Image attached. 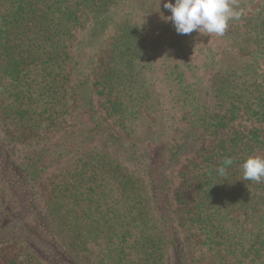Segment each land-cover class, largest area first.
<instances>
[{
	"label": "trees",
	"instance_id": "trees-1",
	"mask_svg": "<svg viewBox=\"0 0 264 264\" xmlns=\"http://www.w3.org/2000/svg\"><path fill=\"white\" fill-rule=\"evenodd\" d=\"M120 1L0 0L6 118L17 136L27 134L37 140L29 155H16L0 140V223L8 217L7 210L26 209L30 190L46 173L68 167L46 213L41 217L31 210L32 219L44 218L42 233L47 230L52 241L70 252L93 256L96 264H188L176 230L179 218L173 213L190 185L180 182L173 187L175 173L165 172L173 170L186 153L193 155L196 142L210 141L194 152L199 156L185 159L190 176L183 174L194 184L189 221L209 256L205 264H264V181L243 180L240 167L249 156L264 157V87L247 80L235 86L229 83L233 92H224L229 122L218 113L201 111L196 90L188 86L180 67L166 64L164 81L178 93L181 128L166 141L164 133H156L142 148L127 142L114 127L126 129L138 119L137 106L129 100L131 81L125 77L144 55L141 42L137 44L136 25L149 19L160 23V0H152L151 5L140 0L143 11L134 16L135 21L121 23L111 53L114 60L99 73L100 89L87 81L78 83L77 48L70 46L88 12L87 32L94 49L96 39L106 34L112 5ZM235 1L237 10L259 2L244 24L242 39L264 57V0ZM159 30L161 34L158 29L146 33L151 46L166 44L167 29ZM183 44L175 38L167 49L178 59ZM225 70L237 79L238 69ZM244 117V122L239 121ZM232 122L249 123L243 130L224 132ZM227 157L233 158V164L221 176L217 168Z\"/></svg>",
	"mask_w": 264,
	"mask_h": 264
},
{
	"label": "rangeland",
	"instance_id": "rangeland-1",
	"mask_svg": "<svg viewBox=\"0 0 264 264\" xmlns=\"http://www.w3.org/2000/svg\"><path fill=\"white\" fill-rule=\"evenodd\" d=\"M147 1V4H152V0ZM247 1L249 0H236L235 2L245 4ZM139 2L140 0H122L118 2L120 4L115 3L112 5L109 12L110 19L106 26V34L96 39L98 43L94 46V49L90 45L87 32L88 19L91 14L85 11L87 13H84L70 41V46L74 45L77 48L78 83L87 81L92 88H101L99 73L103 71V66L107 61L114 60V55L111 53L112 51L114 53L116 47V33L123 21L130 20L132 22V19L133 22L135 21L134 16L142 10ZM172 2L174 3V0ZM259 6V2H256L250 6L247 5L244 10H239L241 12L240 19L229 21L228 28L223 36L196 32L188 35H178L173 24L170 21L165 22L161 18V13H163V16L171 15L170 11L164 9L163 3L160 5L161 10L158 11L159 24L153 23L151 19L137 24L136 27L140 31V39L137 40V44L141 42L144 55L135 61V66L132 69H128L129 72L125 74V77L131 81L132 88L128 89L129 95H131L129 100L133 107L134 105L137 106L134 109L138 111V119L126 129L115 126L114 132L127 142H136L135 144L140 146L138 148H142L146 140L156 133L157 135L164 133L163 139L166 141L171 139L172 134H175V129L181 128L179 123L181 115L176 109L178 93L174 88L166 85L164 81L163 71L165 65L173 63H176L184 73L188 86L192 85L195 88L202 106L201 111L207 115L218 113L226 121H229L231 113L227 110L225 102L228 99L224 93L233 92L232 88H227L229 83L232 82L231 84L235 86L237 82L240 84L242 80H247L252 81L253 84L251 85L253 86L260 85L261 88L264 87V57L255 52V47L249 44L248 39H245V41L242 39L246 20L251 19ZM159 28L167 29L164 32L166 33L164 37L167 42L164 46H151L148 41L150 34L146 33L150 30V33L154 34V29H158V33L161 34ZM175 38L184 41L183 52H178V55H180L178 59L174 56L173 50L167 49V46ZM229 66H231V69L233 67L235 70L238 69V72L234 75L237 76L236 80L226 75L228 73H226L225 68ZM2 86L0 66V140L12 151L16 150V155H29L37 148V140L31 139L27 134L20 136L15 134L14 126L6 118L7 100L1 93ZM245 118H239V121L244 122L243 119ZM248 123L243 125H239V122L230 123L224 132L234 128L235 130H243L247 128ZM209 143L210 141L203 143L201 140L196 142L191 149L194 152H199L206 148ZM194 152L192 153L195 157L199 156ZM193 155L186 153L183 157L188 159L192 158ZM185 159L177 163L173 170L166 171L165 174L175 173V176L179 178L175 182L177 178L172 177L173 187L174 184L177 187L180 182L190 185V187H185L184 194L181 196L178 194L181 201L176 205L177 210L173 213L179 218L176 230L183 241L188 264H205L209 256L201 245L199 235L195 233L189 221V212L193 209L195 196L194 184L190 183L188 177H183V174L189 173L190 168V163ZM68 169L66 167L61 170H50L46 173L36 184V189L34 191L30 190L32 194L28 197H31V200L25 199L27 203H24L26 209L22 207L20 209L22 211L13 210V213L7 210L8 217L0 223V264H7L12 260L20 264H96L93 256L70 252L63 244H56L52 241L47 230L43 233L41 231V229H44L42 223L44 218L34 220L30 215L32 209L34 215L37 213L42 217L46 213L53 198V190H58L56 187L61 184ZM174 196L172 197L174 198ZM172 202H174L173 199Z\"/></svg>",
	"mask_w": 264,
	"mask_h": 264
},
{
	"label": "clouds",
	"instance_id": "clouds-1",
	"mask_svg": "<svg viewBox=\"0 0 264 264\" xmlns=\"http://www.w3.org/2000/svg\"><path fill=\"white\" fill-rule=\"evenodd\" d=\"M159 2V11H160ZM164 9L170 11V16L161 18L171 22L178 35H188L193 32L216 34L223 36L229 21L239 20L241 12L237 10L234 0H167ZM233 164V158L227 157L223 165L217 168L219 175H225L226 167ZM242 177L245 181L260 183L264 181V157L249 156L242 164Z\"/></svg>",
	"mask_w": 264,
	"mask_h": 264
}]
</instances>
